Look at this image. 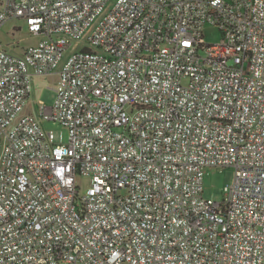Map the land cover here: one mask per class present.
Returning a JSON list of instances; mask_svg holds the SVG:
<instances>
[{
    "label": "built area",
    "instance_id": "obj_1",
    "mask_svg": "<svg viewBox=\"0 0 264 264\" xmlns=\"http://www.w3.org/2000/svg\"><path fill=\"white\" fill-rule=\"evenodd\" d=\"M14 18L40 40L0 43V264H264V0H0Z\"/></svg>",
    "mask_w": 264,
    "mask_h": 264
},
{
    "label": "rangeland",
    "instance_id": "obj_2",
    "mask_svg": "<svg viewBox=\"0 0 264 264\" xmlns=\"http://www.w3.org/2000/svg\"><path fill=\"white\" fill-rule=\"evenodd\" d=\"M204 41L217 42L220 39L219 31L210 26L203 29ZM40 40L39 36L32 35L21 19H10L0 28V43L8 51L20 53L23 48L36 44ZM82 43H73L72 47L64 53V57L72 54L74 50H79ZM75 47V49H73ZM58 76L55 72L44 75H35L32 78V88L28 97L30 106L24 108V112H31L38 115L41 106L52 105L56 92ZM42 127L46 131L53 132L56 142H64L67 138V128L53 121L45 120ZM234 170L230 166L207 167L203 176V196L220 201L223 197V188L233 177ZM76 183L80 189V194H84L88 186V178L77 177Z\"/></svg>",
    "mask_w": 264,
    "mask_h": 264
},
{
    "label": "crops",
    "instance_id": "obj_3",
    "mask_svg": "<svg viewBox=\"0 0 264 264\" xmlns=\"http://www.w3.org/2000/svg\"><path fill=\"white\" fill-rule=\"evenodd\" d=\"M21 53V52H20Z\"/></svg>",
    "mask_w": 264,
    "mask_h": 264
}]
</instances>
